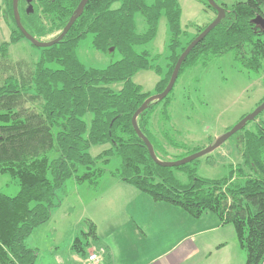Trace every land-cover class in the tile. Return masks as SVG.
<instances>
[{"label": "trees", "instance_id": "16d2710c", "mask_svg": "<svg viewBox=\"0 0 264 264\" xmlns=\"http://www.w3.org/2000/svg\"><path fill=\"white\" fill-rule=\"evenodd\" d=\"M79 1L18 0L20 21L37 40L54 35L52 39L64 28ZM202 1L214 12V19L216 10ZM2 2L4 15L14 27L9 40L0 43V174L16 180L19 191L14 196L0 193V264H34L37 252L24 241L59 205L57 191L64 189L69 177L96 190L112 156L120 162L109 171L111 176L154 201L180 207L193 218L215 214L222 224L232 226L238 245L245 251V264H264V123L257 121L255 131L239 133L243 127L236 132L240 134L242 163L232 166L220 179L197 176L190 166L196 159L177 167L158 165L131 123L133 113L150 96L132 81L133 75L139 70L161 74L155 93L161 92L179 54L208 23L197 26L193 37L183 44L177 0H154L149 5L144 0H88L60 41L38 47L40 56L35 62H14L8 56V46L24 36L15 24L12 0ZM262 5L264 0L221 5L223 18L187 54L179 73L188 64L229 50L244 68L260 70L264 62L260 36L264 30L253 20L257 15L264 19ZM161 13L170 32L163 73L146 51L134 49L154 38ZM137 14L145 21L142 32L137 30ZM87 34L92 35L95 50L105 55L118 52L120 58L104 68L85 66L76 50ZM47 63H56L58 68ZM112 83L121 86L115 89ZM263 101L264 97L259 104ZM159 102L150 103L136 119L154 150L157 146L148 123ZM95 145L107 146L93 156L90 148ZM158 148L164 151L162 146ZM80 166L84 170L77 174ZM175 172L185 174L187 182H181ZM86 223L88 229L82 231L86 239L78 236L71 246L83 256L86 248L101 247L99 243L92 245L98 240L95 224L90 219Z\"/></svg>", "mask_w": 264, "mask_h": 264}, {"label": "rangeland", "instance_id": "374dc122", "mask_svg": "<svg viewBox=\"0 0 264 264\" xmlns=\"http://www.w3.org/2000/svg\"><path fill=\"white\" fill-rule=\"evenodd\" d=\"M177 1L181 10L180 26L185 33L181 38L184 44L187 38L193 37L197 26H203L212 20L214 12L208 9L202 0ZM214 1L219 6L230 7L245 0ZM144 2L149 5L154 0ZM261 9L264 13V5ZM4 11L3 2L0 0V43L9 40L14 27L13 22L5 17ZM136 26L139 32L145 29V21L140 14L136 15ZM52 36L54 35L46 36L42 40L50 39ZM169 38L166 18L161 13L154 38L146 44L135 46L134 49L136 52L146 51L148 58L152 59V64L160 67L163 73L169 54L167 49ZM260 38L264 40V34ZM76 54L85 66L95 68H104L109 62L120 58L118 52L105 55L95 50L91 34H87L79 41ZM8 56L14 62L19 60L35 62L40 56V49L27 39L21 38L9 44ZM47 66L58 68L56 63H47ZM160 77L161 74L154 70H139L133 75L132 81L138 84L143 92L154 95L155 84ZM111 86L119 89L121 83H112ZM263 97L264 62L258 71L248 70L236 59L234 51L229 50L220 56L186 65L178 74L168 98L157 103L149 117L148 129L156 142L157 148L154 150L156 156L161 160L173 161L195 152L198 148L209 146L215 138L233 127L242 116L251 113ZM86 119L88 121L89 117ZM259 120L261 124L264 123V110L255 121H250L239 133H243L244 130L255 131ZM239 141L240 134H233L210 152L209 158L206 155L201 156L190 163V166L195 168L196 175L202 178L220 179L227 176L232 166L242 163L238 149ZM158 145L162 146L164 151H161ZM106 146H92L90 154L95 156ZM119 162L116 156L110 158L104 167L106 171L100 178V183L117 179L111 176L109 171L116 169ZM83 170L84 168L80 166L77 174H81ZM175 174L181 182H187L185 174L178 172ZM18 191L19 185L16 180L8 174H0V193L14 196ZM93 191L95 190L88 189L85 183L77 184L74 177L65 180L64 189L57 191L59 205L52 208L51 216L46 222L36 226L25 238L26 246L37 252L34 264H81L74 262L73 259L74 256L82 259L83 254L75 252L71 246L78 236L82 240L86 239L82 231H87L86 220L90 219L88 214H92L98 202ZM99 224L98 240L93 241L92 245L99 243L108 248L115 246L114 249L117 250L115 239L118 241L117 236L123 235L122 243L118 242L121 249L120 261L117 264H124L128 250L125 251L123 246L124 244L129 247L137 246L138 236L128 230L126 234L125 231L115 230L113 232L115 236L109 235L101 221ZM239 251V259L235 264H245V251ZM108 254L111 256L110 250ZM110 264H113L112 257Z\"/></svg>", "mask_w": 264, "mask_h": 264}, {"label": "crops", "instance_id": "0c3cea01", "mask_svg": "<svg viewBox=\"0 0 264 264\" xmlns=\"http://www.w3.org/2000/svg\"><path fill=\"white\" fill-rule=\"evenodd\" d=\"M96 190L93 192L98 204L88 214L96 232L101 221L109 235L115 230L126 234L128 230L138 236L137 246L124 244L123 249L128 250L124 264H235L239 259V250L243 249L232 226L222 224L211 212L193 218L180 207L154 201L119 179L105 180ZM117 237V250L115 246L100 244L99 250L91 246L82 259L74 256V262L86 264L88 253L97 252L100 264H110L111 257L117 264L121 249L118 242L122 243L123 235Z\"/></svg>", "mask_w": 264, "mask_h": 264}, {"label": "water", "instance_id": "95a60500", "mask_svg": "<svg viewBox=\"0 0 264 264\" xmlns=\"http://www.w3.org/2000/svg\"><path fill=\"white\" fill-rule=\"evenodd\" d=\"M88 0H80L76 8L74 9L72 15L69 17L66 25L64 28L52 39L48 40H37L35 37H33L30 33L26 31V29L23 27L21 21H20V16H19V11H18V0H12V10H13V16L15 20V24L19 31L22 33L25 39H27L31 44H33L36 47H48L53 44H56L58 41H60L63 36L66 34V32L69 30L71 25L74 23L76 18L82 13L83 8ZM212 8L216 10V16L214 19H212L205 27L204 29L199 32L183 49V51L179 54L173 70L171 72L170 78L168 80V83L166 87L159 93H155L154 95L148 96L142 104L136 109V111L133 113L132 118H131V123L133 126L134 131L136 132L137 136L143 141L144 145L147 147L148 153L152 160L157 163L160 166L163 167H177L180 165H183L185 163L191 162L192 160H195L201 156H205L212 152L214 149L219 147L225 140H227L230 136L235 134L237 131L242 129L248 121H252L255 119V117L264 110V101L261 102L251 113L245 115L242 117L233 127H231L229 130H227L225 133L220 135L219 137L215 138V140L207 147L200 149L198 151H195L183 158L173 160V161H167V160H161L156 156V153L154 151L153 145L150 142V140L142 133V131L139 129L137 125V116L145 110L150 103L152 102H157L161 101L164 97L167 96V94L171 91L175 80L178 76L180 67L182 63L184 62L187 54L192 50V48L199 43L207 34L212 30L223 18L224 16V9L222 6H219L217 3H215L214 0H205ZM255 23H257L261 29L264 30V19L257 15L254 20Z\"/></svg>", "mask_w": 264, "mask_h": 264}, {"label": "built area", "instance_id": "2783aa9c", "mask_svg": "<svg viewBox=\"0 0 264 264\" xmlns=\"http://www.w3.org/2000/svg\"><path fill=\"white\" fill-rule=\"evenodd\" d=\"M100 255L97 252H90L87 256V264H100ZM90 262V263H89Z\"/></svg>", "mask_w": 264, "mask_h": 264}, {"label": "flooded vegetation", "instance_id": "af4514ba", "mask_svg": "<svg viewBox=\"0 0 264 264\" xmlns=\"http://www.w3.org/2000/svg\"><path fill=\"white\" fill-rule=\"evenodd\" d=\"M26 2H30V0H26ZM26 10V12H29V10H30V5H28L26 8H25Z\"/></svg>", "mask_w": 264, "mask_h": 264}]
</instances>
